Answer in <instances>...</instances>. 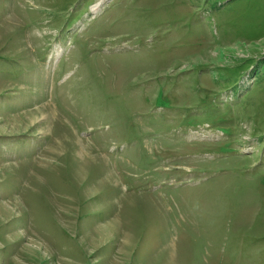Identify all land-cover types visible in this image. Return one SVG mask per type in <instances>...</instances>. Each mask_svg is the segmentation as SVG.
<instances>
[{
  "label": "rangeland",
  "instance_id": "obj_1",
  "mask_svg": "<svg viewBox=\"0 0 264 264\" xmlns=\"http://www.w3.org/2000/svg\"><path fill=\"white\" fill-rule=\"evenodd\" d=\"M0 264H264V0H0Z\"/></svg>",
  "mask_w": 264,
  "mask_h": 264
}]
</instances>
